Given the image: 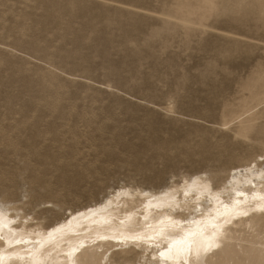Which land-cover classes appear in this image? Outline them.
<instances>
[{
    "label": "rangeland",
    "instance_id": "obj_1",
    "mask_svg": "<svg viewBox=\"0 0 264 264\" xmlns=\"http://www.w3.org/2000/svg\"><path fill=\"white\" fill-rule=\"evenodd\" d=\"M234 189H264V0H0V214L14 229L110 202L141 216L161 195L192 220ZM249 222L185 264H264V215ZM159 248L92 239L76 263L162 264Z\"/></svg>",
    "mask_w": 264,
    "mask_h": 264
},
{
    "label": "bare ground",
    "instance_id": "obj_2",
    "mask_svg": "<svg viewBox=\"0 0 264 264\" xmlns=\"http://www.w3.org/2000/svg\"><path fill=\"white\" fill-rule=\"evenodd\" d=\"M196 199L204 200L200 192ZM144 203L141 216L130 211L122 217L118 204L113 207L110 202L111 207L28 235L14 229L0 214V264H77L79 250L92 239L97 243L117 240L122 246L139 243L146 248L160 247L155 260L162 264L196 263L204 253L218 252L231 229L250 225L251 219L264 215V189L250 193L234 189L228 197L210 194L208 207L192 220L176 219L174 207L163 195L148 197Z\"/></svg>",
    "mask_w": 264,
    "mask_h": 264
}]
</instances>
